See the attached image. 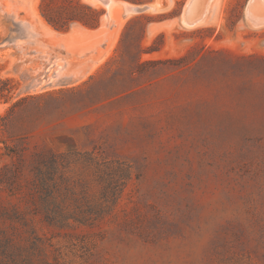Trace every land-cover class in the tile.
Returning a JSON list of instances; mask_svg holds the SVG:
<instances>
[{
  "label": "rangeland",
  "instance_id": "1",
  "mask_svg": "<svg viewBox=\"0 0 264 264\" xmlns=\"http://www.w3.org/2000/svg\"><path fill=\"white\" fill-rule=\"evenodd\" d=\"M81 1L0 0V264H264V0Z\"/></svg>",
  "mask_w": 264,
  "mask_h": 264
},
{
  "label": "trees",
  "instance_id": "2",
  "mask_svg": "<svg viewBox=\"0 0 264 264\" xmlns=\"http://www.w3.org/2000/svg\"><path fill=\"white\" fill-rule=\"evenodd\" d=\"M41 15L55 29L66 30L74 23H80L89 28L99 25L103 10L84 3L81 0H41L39 4ZM0 95L9 91V79L1 80Z\"/></svg>",
  "mask_w": 264,
  "mask_h": 264
},
{
  "label": "bare ground",
  "instance_id": "3",
  "mask_svg": "<svg viewBox=\"0 0 264 264\" xmlns=\"http://www.w3.org/2000/svg\"><path fill=\"white\" fill-rule=\"evenodd\" d=\"M100 1L104 3L109 9L112 10V13H118L122 9H124L127 12H134V5L125 1H120V0H95ZM95 4V3H94Z\"/></svg>",
  "mask_w": 264,
  "mask_h": 264
},
{
  "label": "water",
  "instance_id": "4",
  "mask_svg": "<svg viewBox=\"0 0 264 264\" xmlns=\"http://www.w3.org/2000/svg\"><path fill=\"white\" fill-rule=\"evenodd\" d=\"M133 10H134V12H141L144 10V8L139 7V6H135Z\"/></svg>",
  "mask_w": 264,
  "mask_h": 264
}]
</instances>
